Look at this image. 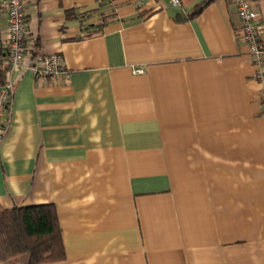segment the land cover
<instances>
[{
  "label": "crops",
  "instance_id": "0c3cea01",
  "mask_svg": "<svg viewBox=\"0 0 264 264\" xmlns=\"http://www.w3.org/2000/svg\"><path fill=\"white\" fill-rule=\"evenodd\" d=\"M199 1L25 0L28 53L69 69L13 72L0 143V207L58 211L40 264H264V66L239 0ZM7 44L0 0V84Z\"/></svg>",
  "mask_w": 264,
  "mask_h": 264
},
{
  "label": "built area",
  "instance_id": "2783aa9c",
  "mask_svg": "<svg viewBox=\"0 0 264 264\" xmlns=\"http://www.w3.org/2000/svg\"><path fill=\"white\" fill-rule=\"evenodd\" d=\"M172 3L178 5L180 0H172ZM6 6L8 10V74L5 81L0 84V143L7 130L6 113L15 87L12 77L13 72L25 63L35 78L42 82L49 80L58 81L69 76V69L59 53L43 51L33 54L28 53L25 0H6ZM237 15L241 20L242 37L248 45L251 59L259 67L258 76H262V68L264 66V26L257 2L255 0H239ZM135 72H144V68L136 67ZM263 96L264 89L259 98V112L261 113H264Z\"/></svg>",
  "mask_w": 264,
  "mask_h": 264
},
{
  "label": "trees",
  "instance_id": "16d2710c",
  "mask_svg": "<svg viewBox=\"0 0 264 264\" xmlns=\"http://www.w3.org/2000/svg\"><path fill=\"white\" fill-rule=\"evenodd\" d=\"M212 0H200L191 14L200 13ZM8 67L1 70L6 79ZM23 255L14 264H40L64 259L65 244L55 204L0 207V263Z\"/></svg>",
  "mask_w": 264,
  "mask_h": 264
}]
</instances>
